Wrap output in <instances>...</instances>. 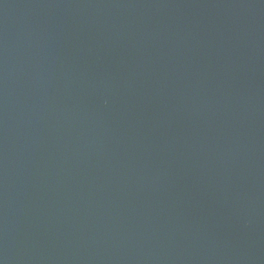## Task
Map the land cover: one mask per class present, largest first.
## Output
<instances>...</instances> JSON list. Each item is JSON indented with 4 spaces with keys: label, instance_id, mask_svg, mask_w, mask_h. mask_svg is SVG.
<instances>
[{
    "label": "water",
    "instance_id": "water-1",
    "mask_svg": "<svg viewBox=\"0 0 264 264\" xmlns=\"http://www.w3.org/2000/svg\"><path fill=\"white\" fill-rule=\"evenodd\" d=\"M0 264H264V0H0Z\"/></svg>",
    "mask_w": 264,
    "mask_h": 264
}]
</instances>
